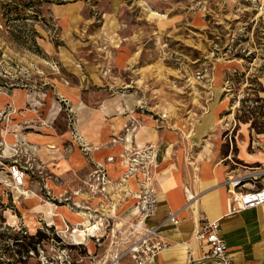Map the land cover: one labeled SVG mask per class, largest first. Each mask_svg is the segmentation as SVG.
Masks as SVG:
<instances>
[{"label":"rangeland","instance_id":"obj_1","mask_svg":"<svg viewBox=\"0 0 264 264\" xmlns=\"http://www.w3.org/2000/svg\"><path fill=\"white\" fill-rule=\"evenodd\" d=\"M1 96L0 264H90L85 246L58 239L66 223L84 230L58 207L88 221L111 197L119 213L139 159L190 162L240 129L264 131V0H0ZM122 114L134 118L115 130ZM74 154L94 167L76 171ZM12 162L28 187L9 185ZM108 164L121 176L90 193L88 175Z\"/></svg>","mask_w":264,"mask_h":264},{"label":"crops","instance_id":"obj_2","mask_svg":"<svg viewBox=\"0 0 264 264\" xmlns=\"http://www.w3.org/2000/svg\"><path fill=\"white\" fill-rule=\"evenodd\" d=\"M0 100L3 101L2 96ZM132 116V114H126L125 117L123 114L120 117L110 116L109 123H112L110 125L115 130H121L117 124L122 122L117 119L123 120L126 117L132 119L134 118ZM100 120L96 117L94 121L101 125ZM177 133L178 131L158 130V137L162 144L163 142L168 144L178 140ZM231 140L230 144L227 141L215 143L211 150L206 144L205 147L211 154H203L200 159L195 158L190 162H186L184 156L172 162L171 155L167 152L159 162H155L154 169L148 167L146 170L144 169L147 168L146 161L142 159L138 165L143 170L136 169L134 175L127 177V191L131 193L137 190L139 182L145 177L149 178L148 182L157 191L159 210L155 216L147 220L148 225L163 222L169 210L175 211L179 219L177 225L166 224L162 227L160 236L168 246L146 264H185L188 257H199L201 251L206 248L199 247L192 238V232L204 218L219 220L220 234L228 247L233 264H264V204L233 213L227 210V199L231 191L264 186V131L254 134L250 130L240 129L238 138ZM142 143L144 139L141 138L139 145ZM230 147L236 148L234 159ZM73 159L77 162L76 171H90L94 167L87 160L85 163L81 161L77 154H74ZM153 160L155 161V158ZM115 166L107 165V173L114 179L122 174L121 169ZM154 176L157 183L154 182ZM28 178L26 175L23 188L28 187ZM236 180H240V183L233 187ZM194 194L197 201L189 203L188 197ZM87 203H89L87 208H90L92 202H84ZM131 203L119 213L130 217L133 202ZM64 210L66 211V209L60 211L61 218H66L74 224L81 219L85 228L91 225L89 221L84 220L86 214L76 216ZM117 212L113 211L114 214ZM62 220L59 222L62 223ZM125 262L129 263L128 260Z\"/></svg>","mask_w":264,"mask_h":264},{"label":"built area","instance_id":"obj_3","mask_svg":"<svg viewBox=\"0 0 264 264\" xmlns=\"http://www.w3.org/2000/svg\"><path fill=\"white\" fill-rule=\"evenodd\" d=\"M132 161L137 160L134 158ZM7 174L10 186L17 189L23 186L26 168L12 162L7 166ZM87 178V188L92 194L103 193L110 184L107 170L102 166H98ZM148 181L149 178L145 177L140 181L139 189L132 193L133 205L129 212L130 217L120 213L114 214L113 211L117 207V202H114L116 199L108 197L106 202H101L95 214L99 217H89L88 221L93 226L92 231L85 232L82 229L83 235L80 236L78 225L68 223L65 230L56 229L55 233L60 242L65 248H69L66 250H71L70 245L85 246L87 254L83 257L86 259L90 256L93 259L90 264H126V260L129 261L127 264H146L166 248L168 244L160 236V231L166 224L177 225L179 219L175 211L169 210L163 222L156 225L147 224V220L155 216L159 210L157 191ZM239 183L240 180H236L233 182V187L238 186ZM262 204H264V186L236 192L233 190L227 199V210L233 213ZM81 226L85 229L84 224ZM76 236H80L82 240H76ZM192 238L199 247H204L206 250H202L199 257H188L185 264H233L228 247L220 234L219 220L202 219L201 224L193 230ZM66 264L72 263L67 260Z\"/></svg>","mask_w":264,"mask_h":264},{"label":"bare ground","instance_id":"obj_4","mask_svg":"<svg viewBox=\"0 0 264 264\" xmlns=\"http://www.w3.org/2000/svg\"><path fill=\"white\" fill-rule=\"evenodd\" d=\"M165 163V162H164ZM164 166V165H163ZM133 180V179H132ZM143 180V179H142ZM135 184V183H134ZM131 185V184H130ZM139 186H140V182H139V184H138V188H137V190L139 189ZM137 190H135V191H137ZM134 191V192H135ZM196 198V196L195 197H193L190 201H189V203H191L194 199ZM196 206V205H195ZM61 207V208H60ZM60 207H58L57 208V211H56V214L55 215H60V211H61V209H66V211H69L70 213H73L74 215H76V216H79L81 213H79V212H72V211H70L66 206H60ZM65 210H64V212H66ZM197 214V213H196ZM63 215V214H62ZM76 220V219H75ZM75 222H77V223H82V221H81V219L79 220H77V221H75ZM76 224V223H75ZM88 226V225H87ZM92 228H93V226H89V227H87V228H85L84 230H85V232H86V230L87 231H92Z\"/></svg>","mask_w":264,"mask_h":264},{"label":"trees","instance_id":"obj_5","mask_svg":"<svg viewBox=\"0 0 264 264\" xmlns=\"http://www.w3.org/2000/svg\"><path fill=\"white\" fill-rule=\"evenodd\" d=\"M38 235H42V237H44V234L43 233H39L38 231L35 233V235H32V237L30 238H33V236H38ZM21 248H24V245L21 246ZM19 252H20V249H19Z\"/></svg>","mask_w":264,"mask_h":264}]
</instances>
